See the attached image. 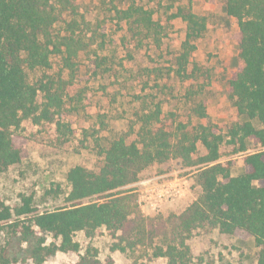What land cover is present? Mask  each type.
Segmentation results:
<instances>
[{
    "label": "trees",
    "instance_id": "obj_1",
    "mask_svg": "<svg viewBox=\"0 0 264 264\" xmlns=\"http://www.w3.org/2000/svg\"><path fill=\"white\" fill-rule=\"evenodd\" d=\"M216 1L237 24L236 69L228 80V99L244 120L228 125L224 134L217 126L178 123L170 129L161 124L156 105L139 116L136 140L121 136L99 152L97 171L82 166L67 171L69 189L62 206L37 212L30 195H20L14 206L0 200V264H43L57 253H77L74 234L82 232L91 239L101 228L114 241L112 251L150 247L153 257L165 258L166 264H191L188 240L196 230H216L240 240L253 238L256 264H264V0ZM110 11L113 19L126 22L134 38L151 36L154 45L160 46L163 29L151 10L133 3ZM175 19L185 24L175 74L181 80H206V71L196 65L188 70V66L207 18L194 14L189 2L167 16V22ZM96 36L74 0H0V172L28 156V139L16 134L24 121L54 125L58 145L68 142L73 132L63 121L65 97L79 55L98 42ZM52 57L60 59L61 71L56 74L47 73ZM35 71L43 74L29 80L27 72ZM192 114L206 117L205 100L192 108ZM198 144L204 153L195 157ZM248 145L259 149L248 152ZM240 153L241 173L232 176V162L220 159ZM170 160L185 168L196 167L194 183L199 194L179 214L164 219L144 216L129 186L150 165ZM46 193L63 192L56 185ZM47 235L54 241L47 243ZM71 264H113V260H100L97 249L88 246Z\"/></svg>",
    "mask_w": 264,
    "mask_h": 264
},
{
    "label": "rangeland",
    "instance_id": "obj_2",
    "mask_svg": "<svg viewBox=\"0 0 264 264\" xmlns=\"http://www.w3.org/2000/svg\"><path fill=\"white\" fill-rule=\"evenodd\" d=\"M84 20L97 31L98 42L89 51L81 53L76 61L74 81L68 89L65 119L72 129L68 142L59 146L55 126L33 125L24 121L16 134L25 136L28 156L21 163L0 172V200L14 206L20 195H30L37 212L60 207L68 192L65 175L69 169L82 166L97 171L101 150L121 136L129 142L136 140L140 126L139 116L147 114L158 105L161 124L174 129L178 123L189 127L217 126L221 133L238 116L228 99V80L236 69L237 24L226 15L223 5L216 0H74ZM190 2L194 14L207 18L206 30L194 41L195 50L189 59L188 70L196 65L207 72L206 80H181L175 74V58L184 38L185 24L179 19L167 22V16L179 6ZM136 4L153 12V18L162 26L160 46H155L151 36L134 38L124 21L113 19V6L120 10ZM56 29L61 31V26ZM100 34L103 37H100ZM102 41V47L99 43ZM61 71L60 59L51 58L49 74ZM35 80L43 71L27 72ZM62 75L66 78L67 71ZM201 100L206 102V117L198 119L192 108ZM42 101L41 94L37 102ZM258 127L256 121L252 122ZM248 152L258 148L248 145ZM204 153L198 144L195 157ZM241 153L223 156L220 161H231L233 176L241 173ZM196 167L185 168L179 161L154 163L139 174V179L157 175H177L187 178L189 193L181 200L187 207L199 194L194 183ZM59 185L62 194H48ZM132 188V184L129 186ZM178 213V211L176 212ZM174 211L163 210L152 216L164 219ZM79 244L77 253H57L43 264H71L88 246L97 249L98 258L110 257L113 264H166V259L153 257L150 247L133 250H111L114 241L101 228L91 239L77 232L73 237ZM253 238L245 240L221 236L216 230H196L188 240L191 264H256L257 249ZM3 235L0 231V244ZM54 241L51 235L46 242ZM58 242V240H56ZM32 264V263H26Z\"/></svg>",
    "mask_w": 264,
    "mask_h": 264
},
{
    "label": "built area",
    "instance_id": "obj_3",
    "mask_svg": "<svg viewBox=\"0 0 264 264\" xmlns=\"http://www.w3.org/2000/svg\"><path fill=\"white\" fill-rule=\"evenodd\" d=\"M132 188L137 206L144 216L160 213L165 206L182 200L189 193L187 178L174 174L139 179L132 184Z\"/></svg>",
    "mask_w": 264,
    "mask_h": 264
},
{
    "label": "crops",
    "instance_id": "obj_4",
    "mask_svg": "<svg viewBox=\"0 0 264 264\" xmlns=\"http://www.w3.org/2000/svg\"><path fill=\"white\" fill-rule=\"evenodd\" d=\"M231 175L233 176V174L231 173ZM181 200L180 201H177L173 204H169L167 206L164 207L163 209V212H168V211H174L175 213L178 211V213L176 214H179L180 212H182L184 209L182 210H179L181 208ZM104 229V228H103ZM105 230V229H104ZM106 231V230H105ZM253 241V240H252Z\"/></svg>",
    "mask_w": 264,
    "mask_h": 264
}]
</instances>
